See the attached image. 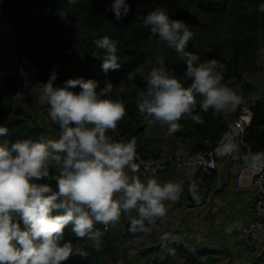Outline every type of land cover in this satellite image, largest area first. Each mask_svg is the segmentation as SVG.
<instances>
[{
	"label": "clouds",
	"instance_id": "9594fccd",
	"mask_svg": "<svg viewBox=\"0 0 264 264\" xmlns=\"http://www.w3.org/2000/svg\"><path fill=\"white\" fill-rule=\"evenodd\" d=\"M257 7L264 11V2ZM111 8L119 19L130 4L112 0ZM142 23L149 28L150 38L155 36L174 49L186 64L183 73L177 74L158 55L154 65L142 63L127 73L129 80L139 74L145 81L136 105L140 113L151 117L149 123L165 124L172 134L181 128V118L204 122L197 108L219 113L240 102L236 88L223 82L220 69L224 65L219 60L201 59L199 53L187 50L194 32L183 19L171 18L166 7L157 6ZM94 44L102 50L94 55H102L105 72L120 67L115 38L103 35ZM22 71L21 77L28 73ZM57 76L55 72L45 80L32 76L42 83L41 95L49 104L51 119L58 123L56 138L22 136L0 142V264H62L70 255L87 256L80 240L64 238L65 227L71 225L76 237H86L99 249L103 232L96 224L107 228L122 213L133 210L129 231L151 232V225L166 213L165 202L178 200L183 190L179 180L139 175L136 137L116 139L109 134L126 112L125 99L111 94L110 80L98 89L95 78L69 77L57 85ZM77 85L79 91H74ZM6 132L0 124V134ZM238 148L229 139L218 153L227 155ZM243 159L250 169H264V150ZM188 190L199 204L201 193L195 182ZM167 237L163 232L160 240Z\"/></svg>",
	"mask_w": 264,
	"mask_h": 264
},
{
	"label": "rangeland",
	"instance_id": "374dc122",
	"mask_svg": "<svg viewBox=\"0 0 264 264\" xmlns=\"http://www.w3.org/2000/svg\"><path fill=\"white\" fill-rule=\"evenodd\" d=\"M197 1L180 0L181 4L177 9V13L180 14L179 18L189 24L194 32L187 45V50L199 53L201 59L214 56L219 60L224 65L220 69L224 77L223 82L236 81L234 88L241 95L243 101L254 104L264 94V11H259L257 7L264 0H241L242 4L238 3V0L236 2L231 1L220 9L218 7L222 5L221 0H210L212 6L216 9H203L197 5ZM170 17L177 18L178 16L171 14ZM76 23L78 27L73 28L71 32L69 30L64 32L59 41L46 45L47 50L55 59V64L50 67L59 70L64 65L70 70L73 78L78 76L95 78L99 81L97 86L99 89L104 86L102 79L104 70L101 68L103 57L102 55H94L99 53L91 50L86 45L89 41H81V29L84 28V23L81 19ZM9 28L7 2L4 0L0 3V31L1 33H7ZM141 44L143 52L146 54L145 63L154 65L158 55L164 61L165 56L171 55L172 62H176V66L171 67V69H174L177 74L183 73L186 64L182 60V56L174 49L168 48L166 44L159 42L157 38L153 43L149 44L142 41ZM20 51L21 48L16 47L9 55L19 85L23 82L20 79L23 71L17 65ZM30 60L36 62L33 56ZM91 68L94 70L86 72ZM31 77L27 73L25 78L29 81L22 85L25 94L29 96L28 101L20 91L15 95L12 102V108L19 106L26 114L27 112H33L36 108H41L39 111L44 112V107L49 105L40 101L41 98H45L41 95L42 86L37 85L35 81H31L34 79V77ZM137 80L142 81V83L134 84L127 80L121 86L113 87L111 94L113 96L120 95L125 99L126 112L119 120L122 125L118 127V130H109L110 132L126 135L127 130H129L135 136L134 129L141 126L139 124L140 120L146 121L145 115L138 111L136 105L138 92L143 88L145 81L140 75ZM249 84L252 87L248 88ZM121 87L123 91H121ZM73 90L79 91V85L75 86ZM45 102H47L46 98ZM223 114L225 116L228 114L230 117L231 111L229 109L224 110ZM46 126L47 129L45 133L43 132L44 136L56 138L59 133V126H57L56 121L49 122ZM131 133L127 134L132 136ZM137 142L140 141L137 140ZM142 148L152 152L145 147ZM240 149L242 148H238V150ZM134 215V210L128 214L122 213L119 221L107 228L103 224H96V227H99L103 232L100 247L101 264H185V262L187 264H264V249L260 253L245 240H243L244 246L238 247L237 243L231 238L218 240L222 245H220V249L217 247L219 251L212 254L205 252L198 254V250L195 248L201 245L194 243V239L186 237L179 239L185 244H192V246L187 245V247L190 249L191 255L196 256L197 263L188 262L185 256L172 257L166 255L168 248L166 244L161 246L160 250H157V247L160 243L171 240V227L161 217L157 219L155 224L151 225V232L133 233L129 231V224L130 217ZM163 232H167L168 237L166 240L161 241L160 235ZM147 248L152 249L143 254V250ZM165 256L169 257L166 258ZM258 256L262 258L258 260Z\"/></svg>",
	"mask_w": 264,
	"mask_h": 264
},
{
	"label": "trees",
	"instance_id": "16d2710c",
	"mask_svg": "<svg viewBox=\"0 0 264 264\" xmlns=\"http://www.w3.org/2000/svg\"><path fill=\"white\" fill-rule=\"evenodd\" d=\"M221 1L222 5L218 9L237 0ZM6 2L10 28L7 33L0 32V124L6 126L7 132L0 134V142L5 139L14 141L22 136L33 138L44 136L40 126L28 123L26 113L21 107L12 108V102L18 90L13 65L9 60L13 49L20 47L22 52L27 53L29 59L31 56L35 58L36 64L53 66L55 59L47 50L46 45L59 41L64 32L67 30L71 32L73 28L78 27L76 22L81 19L84 23V28L81 29V41H89L86 45L91 50L102 54V50L96 48L94 40L103 35H109L117 40L120 67L104 71L102 79L104 84L110 80L113 87H118L129 80L128 72H134L137 65L146 62V54L143 52L141 42L146 41L150 44L156 39L155 36L150 38L149 28L142 23L147 12L157 6H163L169 8L170 16L173 14L178 16L176 19H180L177 9L181 4L180 0H128L129 11L117 19L111 8L112 0H6ZM238 3L243 2L238 0ZM197 5L203 9H216L210 0H198ZM165 63L170 69L176 66V62H172L171 55L165 56ZM93 70L91 68L86 72ZM58 73L54 81L57 85L72 76L70 70L64 65ZM138 77L139 74H136L130 81L134 84L142 83L137 80ZM235 83L234 80L227 82L232 87ZM249 87L252 85L249 84ZM252 107L254 116L239 148L252 151L264 150V132H262L264 130V94L252 104ZM196 111L202 116L203 123H197L190 117L181 118L182 126L174 132L182 138L191 136L193 131L196 132V142L189 149L191 151L213 144L221 131L228 126L230 120L229 115L225 116L223 111L213 113L211 108L207 112H202L199 108ZM56 124L58 126L57 122ZM119 135L131 137L128 134ZM50 182L55 185V181ZM64 238L73 241L80 240V246L85 248L89 254L87 256L70 255L62 264H101V248H93L86 237H76L71 230V225L65 227ZM151 249L147 248L142 253L146 254ZM174 254L185 256L188 262H198L195 255H191L181 246L174 250ZM198 254H203V252L198 251ZM261 258V256L257 257L258 260Z\"/></svg>",
	"mask_w": 264,
	"mask_h": 264
},
{
	"label": "crops",
	"instance_id": "0c3cea01",
	"mask_svg": "<svg viewBox=\"0 0 264 264\" xmlns=\"http://www.w3.org/2000/svg\"><path fill=\"white\" fill-rule=\"evenodd\" d=\"M25 76L23 74L20 77L23 80L20 85L17 82L18 90L16 94L21 91L20 93H23V97H26L28 101L29 96L25 94L22 86L29 81ZM31 81H35L37 85L42 86L39 81L34 79ZM40 101L47 104L45 98H41ZM40 109L36 108L31 113L27 112L26 118L28 123L40 126L45 133L46 125L55 121L49 115V105L44 107V112L39 111ZM143 115H145L146 121L140 120L139 124L141 126H135L136 128L134 129L135 136L140 141L141 147H145L155 154H161L175 147L189 150L195 144L196 132L193 131V134L186 138L177 136L174 133L169 134L167 125L149 123L151 117L146 114ZM121 125L122 123L118 121L115 130H118ZM131 132L127 130L126 134ZM131 134L134 136L133 133ZM252 152L255 151L240 149L235 153L224 156L217 160L216 168L209 174L203 175L193 168L169 166L164 172L156 175L161 179L179 180L183 189L178 200L165 202L167 210L162 219L171 227L172 237L168 242L160 243L157 250H160L161 246L166 244L168 247L166 255L175 257L174 250L178 246H181L191 254L187 245L192 246V244H185L179 240L183 237L194 239V243L201 245L195 249L207 254L219 251L217 247L220 249L219 247L222 243H219L218 240H226L227 238L235 241L238 247L244 246L243 239L239 237V231L240 226L253 216L252 198L254 186L249 182L251 178H246L244 183L238 186L236 184V175L240 168L246 165L243 157ZM138 174L141 176H152L140 168ZM193 182L197 185L198 192L201 193L199 204L193 200L188 190L189 185ZM184 225L187 226L185 227ZM216 239L217 242L215 243Z\"/></svg>",
	"mask_w": 264,
	"mask_h": 264
},
{
	"label": "built area",
	"instance_id": "2783aa9c",
	"mask_svg": "<svg viewBox=\"0 0 264 264\" xmlns=\"http://www.w3.org/2000/svg\"><path fill=\"white\" fill-rule=\"evenodd\" d=\"M17 65L37 79L38 77L44 80L48 79L53 72L56 76L58 75L56 69L35 65L30 61L26 52L19 54ZM229 110L231 118L228 126L221 131L213 144L205 148L191 151L175 147L168 152L155 154L144 150L137 142L138 158L136 162L139 168L151 175L161 174L169 166L193 168L201 173L209 174L216 168L217 160L230 155H220L218 148L229 139H234L240 145L254 116L252 104L243 101L242 97L240 102ZM109 134L116 139L130 138L114 132H109ZM246 178H251L249 182L254 186L253 217L240 226L239 237L253 245L255 250L261 253L264 249V169L253 170L245 165L236 175V184L242 185Z\"/></svg>",
	"mask_w": 264,
	"mask_h": 264
}]
</instances>
